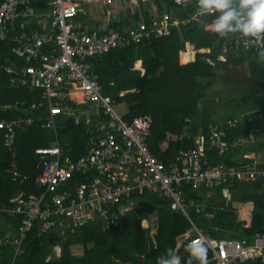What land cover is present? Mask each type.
Here are the masks:
<instances>
[{
	"label": "built area",
	"instance_id": "built-area-1",
	"mask_svg": "<svg viewBox=\"0 0 264 264\" xmlns=\"http://www.w3.org/2000/svg\"><path fill=\"white\" fill-rule=\"evenodd\" d=\"M39 1H0V42L9 45L12 59L4 58L0 71L6 77V90L24 92L29 101L0 104V114L19 113L14 119L0 117L1 144L12 149L17 133L31 125V113L39 110L45 114L35 118L41 129L55 130L56 117L66 115L76 123L83 120L88 139L83 154L75 160L64 156L57 143L34 148L37 161L32 178L19 171L12 152L4 171L8 179L18 185L30 180L36 190L29 194L18 190L9 205L0 204V213L19 219L11 235L14 252H19L21 240L30 230L38 236L66 225L72 232L93 220L99 221L102 231L118 228L124 213L135 205L132 195L149 193L165 198L169 210L187 216L184 186L212 190L233 182L264 179V169L258 170L255 163L242 168L208 163L206 152L216 156L226 152L224 130L218 125L208 126L205 142L193 137L192 147L178 150L164 164L147 146L150 116L123 119V113L115 110L117 103L103 94L90 63L112 49L158 39L172 26L189 21L222 30L225 39L216 58L219 63L225 61L227 52H256L261 37L252 28L264 29L263 0H173L176 7L191 9L188 19H172L162 8L147 21L141 18L123 29L89 30L72 26L82 0H44L43 11L32 10L31 3ZM188 52L189 59L180 58L183 64L193 61L195 51L178 52V56ZM71 94L79 101L70 99ZM81 105L86 109L81 111ZM236 123L237 119L225 121L227 127ZM177 137H188L186 128ZM178 238L187 245L201 244L208 249V264H244L257 258L264 263L262 237L254 238L250 245L244 240L212 239L191 225Z\"/></svg>",
	"mask_w": 264,
	"mask_h": 264
},
{
	"label": "trees",
	"instance_id": "trees-1",
	"mask_svg": "<svg viewBox=\"0 0 264 264\" xmlns=\"http://www.w3.org/2000/svg\"><path fill=\"white\" fill-rule=\"evenodd\" d=\"M154 3L157 12L165 8L172 19L181 21L190 17L191 9L176 7L173 0H154ZM31 7L34 11L44 10L45 1L31 3ZM261 9H264V3ZM133 18L137 19L136 13ZM143 19L147 21L149 18L144 16ZM203 26L193 21L172 26L158 39L141 42L136 46L112 49L92 59L90 63L103 94L117 104L123 103V119L129 121L136 116H150L147 146L161 162L167 164L178 150L192 147L193 137L196 135L205 142L208 126L218 125L224 130L222 142L226 145V152L222 156H216L212 151L206 152L208 163L242 168L251 163L236 164L232 161L233 144L246 133V129L239 122L232 127L225 125V121L237 119L236 115H230L219 123L213 122L210 117L213 111L209 109L206 116V105L201 104L207 98L206 89L215 83L217 71L223 66L216 58L221 54L225 39L220 28L204 30ZM252 30L261 37L258 51L246 54L227 52L225 57L240 61L246 55L254 59L258 86L249 92L248 97L253 99L258 96L259 102L264 101V29L256 27ZM185 50L195 51L194 59L188 64L180 65L178 52ZM4 58L11 59L9 45L0 42V62ZM135 60H140L141 71L132 70ZM124 91L122 96L118 95ZM24 96L29 102L28 96ZM22 97L20 91L6 90V77L0 71V104ZM263 104L264 102L259 107V103L254 115H261ZM70 105L73 106L71 102ZM4 116L16 117L17 113ZM39 116L44 117V111L39 110L34 115L31 113L33 122L17 133L12 149L4 148L0 141V204L9 205V200L18 190H23L25 194L36 192L30 180L18 185L8 179L4 171L12 160V152L17 168L29 178L35 173L37 157L33 153L34 148L57 143L63 155L72 160L83 154L88 136L82 119L76 123L70 116L58 115L56 129L50 130L39 127L40 122L35 120ZM166 117L175 118L181 124L171 130L164 129L162 122ZM182 128H186L188 137L179 140L177 136ZM163 141L167 142V146L160 150L158 145ZM224 187L229 194V201L224 206L213 208L214 210L212 207L203 209L197 205L199 196L196 191L200 194L201 191L208 192L210 189L193 190L184 186L182 191L187 216L169 210L165 198L143 193L140 196L132 195L131 198L136 201L135 205L143 201L146 206L136 205L126 211L123 224L118 228L102 231L99 221L93 220L72 232L71 227L66 225H59L38 236L35 231L30 230L22 238L17 253L14 252L15 247L9 236L10 238L4 240L7 243L0 245V249H8L2 254L0 264H208L206 261L210 257V251L201 244L187 245L182 242L180 247L175 248L176 237L191 225L212 239L244 240L249 243L253 240L255 230L260 229L264 234V179L233 182L230 186L217 188L216 191ZM231 202L252 203L248 227H244V223L236 218ZM144 209L156 215L154 231L150 232L145 219L140 216ZM245 210L241 212V217L248 220V212ZM0 219L10 226L11 235L16 232L18 218H8L0 213ZM76 242L84 249L80 257L70 253V246ZM50 254H54L57 259L50 260ZM244 264L264 263H260L257 258L247 260Z\"/></svg>",
	"mask_w": 264,
	"mask_h": 264
},
{
	"label": "crops",
	"instance_id": "crops-1",
	"mask_svg": "<svg viewBox=\"0 0 264 264\" xmlns=\"http://www.w3.org/2000/svg\"><path fill=\"white\" fill-rule=\"evenodd\" d=\"M78 12L76 13L72 26L74 28H78L81 30H89L95 27L98 28H107V27H118L120 29L126 28L131 24L136 23L139 19L144 18V16H147V18H150L154 12L157 11L156 4L154 3V0H82L79 3ZM38 12L43 10H37ZM137 14V19H134V14ZM82 17H86L85 19H82ZM37 26V24H35ZM182 61H185L191 57L190 52L184 54L183 56H178V63L180 65H185L182 63ZM140 60H135L133 63L132 70L141 71L140 68ZM13 91V90H10ZM23 97L14 99L13 101H26V97L24 96V92H21ZM124 92H119V96H122ZM121 94V95H120ZM70 99H74L76 101H79V98L77 95L71 94ZM10 101V102H13ZM120 107L123 109L124 113V105L123 103L119 104ZM79 109L82 111L86 109L85 105H81ZM14 112H8L0 114V117H4L6 119H14L18 116V111L16 117H5L4 114H10L15 113ZM239 117V118H238ZM237 120H239V124L242 126V128L246 129V133L243 134L240 138H238L235 143L233 144L234 153L232 156V161L236 164L239 163H255V164H261L264 166V121L262 116H255V117H247L244 121V124H242L240 121H243L241 119V116H238ZM261 117V118H260ZM187 122V120H184ZM183 121V122H184ZM181 124V123H180ZM199 138V135H196L195 141H197ZM248 142V143H246ZM167 146V142L163 141L161 142L158 147L165 148ZM245 204H247V208H245ZM250 205V206H249ZM249 206V207H248ZM251 202H245V203H238L236 202V205L234 206L236 208V212L238 213V217L240 221H244L241 217V210L246 209L245 211L248 212V220L249 216L251 214ZM248 220L246 221L248 225ZM246 225V226H247ZM245 226V227H246ZM11 228L8 224L4 223L3 220L0 219V245L6 244L4 240L6 238H10L11 236ZM8 249H0V258L4 252H7ZM71 251V248H70ZM73 255V254H72ZM82 254H75L73 256L80 257ZM50 260L57 259L54 254H50L49 256Z\"/></svg>",
	"mask_w": 264,
	"mask_h": 264
},
{
	"label": "rangeland",
	"instance_id": "rangeland-1",
	"mask_svg": "<svg viewBox=\"0 0 264 264\" xmlns=\"http://www.w3.org/2000/svg\"><path fill=\"white\" fill-rule=\"evenodd\" d=\"M86 17H82V19H85ZM204 30H209L210 27L203 26ZM246 54V53H241ZM236 60V61H235ZM223 66H221V69L217 71L218 77L215 80V83L208 89H206L207 98L205 102H201V104L206 105V112L205 115L208 116L209 109L213 111V114H211V119L213 122L219 123L226 117L230 115H236L241 116V119L243 121H240L242 124H244L245 118L247 117H255L254 115L257 106L261 107V104L264 102L263 100H260L258 102V96L257 98H249L248 94L252 89L257 88L258 83L256 79V66L254 63V59H251L250 57L243 55L241 57V60L238 61L235 58H226L223 63ZM263 101V102H261ZM264 104L262 105V107ZM115 110L117 113H122L123 109L119 105H115ZM261 115L264 118V109H261ZM235 117V118H237ZM239 118V117H238ZM261 118V117H260ZM264 121V119H263ZM239 120H237V123ZM162 127L168 130H171L173 127L177 128L180 124V121L173 118L170 119L169 117L165 118L162 122ZM242 127V126H241ZM171 134V133H170ZM173 134V133H172ZM248 143V142H246ZM250 166V164H246L245 167ZM255 167L260 170L264 169V166L261 164H255ZM196 193L199 196V199L197 201V205L201 208L212 207L217 208L219 206H224L225 203H228L229 201V194L227 193L225 187L224 189H220L219 191H216V189H212L208 192L201 191L199 194L198 191ZM131 202L133 204L136 203V201L132 198ZM136 205L146 206V203L143 201H139ZM134 205V206H136ZM236 205V202H231V206L235 209L236 218L239 219L238 213L236 212V208L234 207ZM245 208L247 207V204H245ZM205 206V207H204ZM143 207V208H144ZM133 208V207H132ZM214 210V209H213ZM242 213L244 210H241ZM140 216L143 217L146 221V224L149 226L150 232L155 230L156 227V215H154L152 212H148L147 210H143L140 212ZM210 217V215H206ZM247 220H244V227L247 225ZM254 239V237L252 238ZM253 241V240H252ZM249 242V245L252 243ZM182 241L178 237H176V245L175 248L180 247ZM71 248V255L75 254H82L83 253V246L80 245L79 242H76L75 244L70 246Z\"/></svg>",
	"mask_w": 264,
	"mask_h": 264
},
{
	"label": "water",
	"instance_id": "water-1",
	"mask_svg": "<svg viewBox=\"0 0 264 264\" xmlns=\"http://www.w3.org/2000/svg\"><path fill=\"white\" fill-rule=\"evenodd\" d=\"M253 205L251 206V209H252ZM252 211V210H251ZM250 219H251V214L249 216V220H248V225L246 227H248L250 225ZM255 238H264V234L262 233V230H255V235H254Z\"/></svg>",
	"mask_w": 264,
	"mask_h": 264
},
{
	"label": "bare ground",
	"instance_id": "bare-ground-1",
	"mask_svg": "<svg viewBox=\"0 0 264 264\" xmlns=\"http://www.w3.org/2000/svg\"><path fill=\"white\" fill-rule=\"evenodd\" d=\"M190 54H191V53H190ZM249 206H250V205H249ZM249 206H248V207H249Z\"/></svg>",
	"mask_w": 264,
	"mask_h": 264
}]
</instances>
